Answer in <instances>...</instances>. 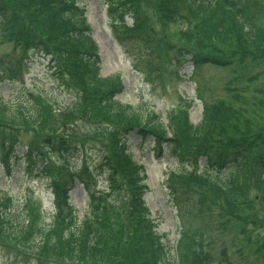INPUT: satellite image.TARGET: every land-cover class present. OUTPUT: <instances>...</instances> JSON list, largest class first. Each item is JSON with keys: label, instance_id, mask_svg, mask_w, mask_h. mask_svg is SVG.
I'll use <instances>...</instances> for the list:
<instances>
[{"label": "rangeland", "instance_id": "374dc122", "mask_svg": "<svg viewBox=\"0 0 264 264\" xmlns=\"http://www.w3.org/2000/svg\"><path fill=\"white\" fill-rule=\"evenodd\" d=\"M80 1L98 42L100 75L123 77L125 87L118 96L122 104L151 117L153 122L161 121L163 124L168 122L171 114L180 110L188 112L190 123H198L205 106L222 107L232 114L231 124L236 131L242 135L255 134L254 148L257 151L262 149L264 35L263 42L259 44L261 51H255L251 44L242 49V43L232 33L231 39L224 46L222 44L226 52L230 48L228 44L238 48V54H225L232 62L205 61L195 65L186 51L224 54L216 49L218 47L204 50L201 45L184 42L182 32L190 28L184 15L188 5H179L171 0V7L161 11L170 17H161L156 12L160 11L156 5L158 0H137L132 10L138 13V24L133 31L136 25L134 17L127 14L122 22L114 14L123 10L120 6L113 8L118 1ZM242 1L248 4L256 27L264 30V0ZM128 27L132 30L126 31ZM16 41L10 30L3 31L0 26V94L29 108L34 102L42 106L45 121L38 123L43 128L42 132L53 139V147L60 151L47 147L43 134L40 135V126L35 123L20 129H0V195L10 197L14 207L23 208V204L28 203L32 215L27 217L33 229L49 227L58 222L54 200L56 180L60 176L69 177L73 171L75 181L68 191L67 204L73 205L81 217L88 206L87 189L83 183L90 179L88 174L92 172L95 176L91 177L93 181L90 179L89 189H95L115 207L119 206L121 197L125 198L122 210L116 213L126 225L129 190L111 189L104 179L105 171H100L99 167L102 154L114 153L116 144L109 142L114 132L102 131L101 135L94 136L93 124L78 120L69 128L74 137L65 138L63 142L60 136L65 128L54 121L55 116L45 109L47 105L44 102L55 107L73 104L78 94L77 86L69 74H60L54 62L39 53L38 48L24 50ZM251 51L261 54L252 56ZM21 66L25 72L19 77ZM56 127L58 130H54ZM230 134L224 132L222 135L228 137ZM126 136L130 145L125 151L132 152L143 165L148 184L144 195L146 203L157 223L156 231L166 234L167 244L174 246L177 238L189 229L201 235L197 244L203 247L202 253L209 264H264V198H259L253 190L249 195L250 205L228 209L231 204L226 195L204 178L208 175V179L215 177L227 183L234 170L232 166L204 164L195 152L196 145L190 143L191 138L183 145V153L173 155L169 146L159 150L162 141H152L136 133ZM8 151H11L9 155ZM208 151L217 154L219 148L211 143ZM58 166L63 167L60 172ZM185 170L192 176H179L174 182L169 181L172 174ZM45 237L39 232L31 234L27 240L17 237L14 245L10 238L3 237L5 243L0 244V264H88L79 263L66 253L52 255L51 250L39 249L38 244ZM125 253L129 256L128 252ZM120 256L110 253L91 264H125ZM169 260L173 261L172 258ZM161 263L165 264V261Z\"/></svg>", "mask_w": 264, "mask_h": 264}, {"label": "trees", "instance_id": "16d2710c", "mask_svg": "<svg viewBox=\"0 0 264 264\" xmlns=\"http://www.w3.org/2000/svg\"><path fill=\"white\" fill-rule=\"evenodd\" d=\"M115 1L118 2L113 8L121 6L123 10L115 11L114 14L120 21L124 20L125 14L134 17L136 23L133 26L134 31L138 24V13L132 8L137 0ZM76 2L77 0H0V26L3 31L10 30L13 38L17 40L16 43L24 50L38 48L39 53L54 62V67L60 74H69L77 86L78 94L73 104L54 110L45 105L49 114L55 116L54 121L61 123L65 128V132L60 136L63 142L65 138L74 137L69 128L78 120L93 124L94 136L101 135L102 131L114 132L109 140L110 143L116 144L114 153L102 154L99 167L100 171H105L104 179L111 189L129 190L127 224L125 225L119 219V213H116L117 210H122L125 198L121 197L119 206L115 207L94 188L89 189L91 187L89 175L90 179L84 183L88 206L81 218L77 219L72 207L67 204V191L72 182L68 176H60L61 179L54 184L58 222L49 227L33 229L27 217L32 215L28 203L25 202L23 208L14 207L9 197L0 195V244L5 243L3 237L10 238L14 245L17 237L27 240L31 234L39 232L46 235L38 244L39 249L51 250L52 255L66 253V256L79 263L81 261L95 263L111 253L115 257L121 255L120 260L125 264H162V260L165 264H204L201 252L193 249V243L185 235L176 242L174 249L176 256L167 254L168 251L154 231L143 198V185L139 177L140 166L132 153L125 151L128 142L126 135L136 133L140 137H149L152 141H162L159 150L163 146H169L173 155L183 153L185 151L183 145L191 138L190 143L196 145L195 152L203 159L204 164L215 167L228 164L232 166L234 170L227 183L204 177L216 186L219 192L226 195L231 204L228 209L250 205L249 195L253 190L259 198H264V146L257 151L254 148L256 143L253 141L255 134L254 136L239 134L233 123L231 124L232 114L222 107L215 109L205 106L201 120L195 125L189 122L186 112L180 110L171 114L165 125L161 121L153 122L151 117L142 113L133 112L116 100L115 97L123 89L122 83L116 76L100 75L98 46L89 32L90 27L83 10ZM175 3L188 5L184 15L190 30L182 32L184 42L201 45L204 50L218 47L216 49L224 54L219 56L203 54L202 51H186L198 61L197 64L205 61L232 62L225 54L228 56L238 54V48H232L228 44L229 53L222 49V44L224 46L231 39L232 33L242 43L240 45L243 46L242 49L245 45L251 44L253 50L261 51L259 44L263 42L264 30L256 27L248 4L244 1L175 0ZM172 4L171 0H158L156 5L160 11L155 10L161 17H170L161 11ZM10 19L14 21L10 22ZM259 54L261 53L251 51L252 56ZM19 105L21 103L0 97V129H20L29 124ZM42 112V106L39 107L35 103L29 115L31 122H44ZM166 127L172 130L170 137L165 136ZM54 130H58V127ZM42 131L43 128L40 126L43 142L50 148L60 151L53 147L51 136ZM224 132L231 134L224 137L222 135ZM211 143L219 148L217 154L209 153L208 146ZM57 168L60 172L63 167ZM171 176L169 181L174 182L176 178H189L192 174L185 170ZM62 225L67 228L66 235L62 233ZM47 228L49 230L44 231ZM57 234L58 237L55 236ZM14 249L17 248L14 246ZM125 252H128L129 256ZM169 258H173V261Z\"/></svg>", "mask_w": 264, "mask_h": 264}]
</instances>
